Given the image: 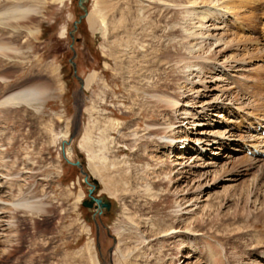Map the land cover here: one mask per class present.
<instances>
[{"label": "rangeland", "instance_id": "rangeland-1", "mask_svg": "<svg viewBox=\"0 0 264 264\" xmlns=\"http://www.w3.org/2000/svg\"><path fill=\"white\" fill-rule=\"evenodd\" d=\"M78 1L0 0L35 9L27 22L0 21V43L18 51L0 56V100L47 91L40 106L0 108V264H264V249H251L262 225L245 230L264 209V156L252 154H264V0H87L108 27L86 18L74 33L84 87L69 64ZM230 2L238 7L224 15L212 10ZM127 9L129 39L111 27ZM202 10L213 12L188 20ZM180 152L190 158L175 160ZM76 162L108 211L82 206L90 188ZM182 196L192 201L174 214ZM29 198L44 211L10 207ZM172 227L180 233L162 232Z\"/></svg>", "mask_w": 264, "mask_h": 264}, {"label": "bare ground", "instance_id": "bare-ground-1", "mask_svg": "<svg viewBox=\"0 0 264 264\" xmlns=\"http://www.w3.org/2000/svg\"><path fill=\"white\" fill-rule=\"evenodd\" d=\"M153 1H160V0H153ZM243 2H248V0H245ZM249 1V4H251ZM226 4V3H225ZM237 3L234 4L233 2H230L226 5H219L218 7H214L212 10L214 11V13H222L223 15L228 11H230L231 9H234L235 10V7H238ZM244 4L239 2V7H244L243 6ZM247 5V4H246ZM254 5V4H253ZM129 7V6H128ZM113 9V8H112ZM111 9V10H112ZM144 9V8H143ZM110 10V11H111ZM142 11L141 7L138 9V12L139 11ZM131 10L127 9V10H123L121 11V18L117 21H115L114 23L111 22V27L114 29L113 31L115 32V29L119 26H121V28L123 29L124 27V31L125 34L127 35V39H129V33H130V30L128 31L127 28H129V24L128 22L130 21V19H132V16L133 14L131 12H129ZM213 11L210 12V10H202V11H189L187 12V17H188V20L189 21H192L193 18L195 20L199 19L200 21H205L206 17L208 16V14H211ZM35 12V9L30 7V6H27V5H21V4H12V5H9V6H6V7H3L0 9V21H3V22H6V23H16V24H19V23H22V22H27L29 20V17H31L33 15V13ZM233 12V11H232ZM102 13L97 11V13H94L92 15H89L87 16V18L89 19V22H90V26L94 29L96 28L97 26L98 27H104L105 28V33H106V30H107V27H108V24H107V21H106V17L104 15H101ZM212 15V14H211ZM137 18H139L137 16ZM209 18V17H208ZM135 19V18H134ZM110 23V22H109ZM134 24V23H133ZM203 25V24H202ZM110 26V25H109ZM131 26V24H130ZM110 28V27H109ZM117 28V29H118ZM112 31V32H113ZM121 31V30H120ZM132 31V30H131ZM186 33V38H191L194 34L193 33H190V29H185L184 31ZM108 35V33H107ZM111 35V34H110ZM198 35H201V36H204L205 34H198ZM103 36V35H102ZM200 36V37H201ZM185 38V37H184ZM136 39V38H135ZM197 41H198V38H196ZM204 39V38H203ZM195 40V39H194ZM122 41V40H121ZM126 41V40H125ZM248 41V40H247ZM124 42V41H122ZM193 42V41H192ZM119 43V42H118ZM138 44V43H137ZM191 44V42L188 43V45ZM117 45V44H116ZM126 45V44H125ZM118 46V45H117ZM140 48H143V46L139 45ZM195 47V46H194ZM126 48L132 50L133 46H131V44H129V42H127V46ZM190 48V47H189ZM189 50V49H188ZM190 50H193V47L190 48ZM137 51V50H136ZM18 53L17 49H15L14 47H12L11 45L9 44H1L0 43V56L1 57H4L6 59H9L11 58V54H16ZM192 56V55H191ZM168 57V56H167ZM193 67V66H191ZM191 67H188L191 68ZM197 68V67H196ZM135 75V74H134ZM97 80V76L95 73L91 74L90 76L87 77L86 81H85V87L86 89L92 85L93 83H95ZM153 87V86H151ZM156 88H153V90H155ZM245 90V89H244ZM46 94H47V91L46 89L43 87V85H39V86H30V87H26V88H21V89H18V90H15V91H12L6 95H4L1 100H0V108H12V109H18V108H21V107H31V106H40L42 104V102L45 100L46 98ZM132 96V95H131ZM151 98H156L155 95H151ZM167 99V98H166ZM168 101V100H167ZM155 104L157 105L158 109L161 110L159 113H158V116L163 113L162 111H164L163 108H165V106H161L158 104V102H155ZM155 105V106H156ZM157 116V117H158ZM202 124H194V127L196 128H199L201 127ZM107 129L105 130L106 132V138L105 139H102L101 141V144L102 146L105 145V142L107 140V136L108 135H111L110 132L112 133L114 130H115V127L113 124H111V126H108L106 127ZM92 133V132H90ZM151 134L152 135H159L161 134L160 131H156V130H153L152 128V131H151ZM176 135L178 133H175ZM203 134H206L203 133V132H199L198 133V136L200 135H203ZM210 134V133H208ZM175 135V136H176ZM90 134L88 133V139H89ZM168 138V137H167ZM168 140V139H167ZM185 142H188L190 141V139L187 137H185ZM214 140V139H213ZM110 144V143H109ZM252 145V144H251ZM183 146L185 147V144H182V149H183ZM256 146V145H255ZM105 148L107 147L106 145L104 146ZM161 147H164L168 150V152L176 149V145H173L172 143H165V144H162ZM191 149H190V148ZM194 147L195 146H190L188 145L186 148H185V151H187L189 148L190 151H194ZM139 149V148H138ZM182 151V150H180ZM183 152V151H182ZM195 152V151H194ZM198 151H196L197 153ZM185 153V152H184ZM184 153H178L177 156H175V160H178V161H182V160H188V156H185ZM188 155V154H187ZM182 164V162L180 163H175V166H180ZM168 169V166H165V168H161L159 169V171L161 172H165L166 170ZM215 176L218 174V172H215L214 173ZM167 185V183L165 182L164 179H162L160 182H162ZM169 181H172L169 179ZM116 182H114L115 184ZM161 184V183H159ZM252 193V190L251 192ZM175 203L178 204L176 207H177V210L176 211H173L174 214H177L179 212H181V207L184 205V204H188L192 201L189 200L187 198V196H182L179 200V198H175ZM206 201V200H205ZM183 202V204H181ZM37 201H34L33 198H29V199H21V200H17L16 202H12L10 205V207L13 209V210H17V211H21L23 212L24 214H27V215H33V214H40L41 212L44 211V208L43 206L39 205V204H36ZM161 203V201L159 200L158 203H156V207L157 205L159 206ZM205 208L207 209H211L214 207V205H210L208 203H206V205H204ZM242 210H244L243 207H241ZM184 210V209H183ZM234 213V212H233ZM235 219L239 217V215H234L233 216ZM253 219V218H252ZM215 220V219H214ZM211 221V224H214L213 221ZM251 221H247L246 224V228L245 230H247V228H252V229H256V225H262L261 227L263 228L262 230H264V209H263V206H262V209L259 211L258 214L255 215V218L254 220L252 221V223L250 224ZM256 224V225H255ZM215 225V224H214ZM187 231L190 232V230H188L187 228H185ZM170 231H172V233H169ZM162 232L166 233V235H169L171 234L172 237L173 235L177 234V233H180L179 231L175 230L174 227H172L171 229H168V230H163ZM185 238L189 239V237L187 236L188 234L185 233L183 234ZM170 236V235H169ZM256 236V235H255ZM255 238V237H254ZM257 238V237H256ZM253 242V248H251L252 250H254L255 252H257L258 250L260 249H264V240L261 238L259 239H251ZM124 259V257H123ZM96 261V260H95ZM126 261V260H125ZM119 263V262H117Z\"/></svg>", "mask_w": 264, "mask_h": 264}, {"label": "water", "instance_id": "water-1", "mask_svg": "<svg viewBox=\"0 0 264 264\" xmlns=\"http://www.w3.org/2000/svg\"><path fill=\"white\" fill-rule=\"evenodd\" d=\"M87 2V0H79L78 1V7L82 10L83 14L80 15L77 19V21L74 22V25H73V31L70 32L69 34V37L72 41L71 43V46H70V50L72 51V58L71 60H69V64L72 66V69H73V77L78 81L80 82L81 84V87H82V80L77 76V70H76V66L73 62V59L75 58V52H74V49H73V43H74V33L76 32L77 28H78V25L82 22V20H85L88 16V10L87 8L85 7V3ZM84 87V85H83ZM74 138V134H72L70 136V141ZM71 165L73 166H76L79 170H80V173L83 175V180H84V183L90 188L88 190V200H85L82 202V206L84 208H87V209H92L94 208L95 211H96V214L100 215L102 213L103 210H106L108 211L110 209V202L103 199V198H96L94 197V191L97 187V182L96 181H92V184H90L88 182V175L82 170V166L80 165V163L76 162V163H70Z\"/></svg>", "mask_w": 264, "mask_h": 264}]
</instances>
